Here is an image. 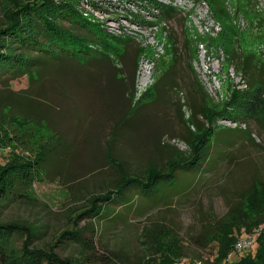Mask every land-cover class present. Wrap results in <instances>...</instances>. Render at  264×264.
Returning <instances> with one entry per match:
<instances>
[{"label":"rangeland","instance_id":"1","mask_svg":"<svg viewBox=\"0 0 264 264\" xmlns=\"http://www.w3.org/2000/svg\"><path fill=\"white\" fill-rule=\"evenodd\" d=\"M25 1L0 0V25L4 14ZM81 7L108 32L127 38L118 41L100 26L90 28L101 40L125 47L124 56L114 55L121 62L107 66L74 64L52 76L61 86L48 89L51 127L64 140H52L55 146L43 174L35 173L31 190L22 180L10 184L0 222L36 232L30 248L84 264H219V250L227 254L221 264H257L264 254V191L258 187L251 203L228 216L253 185L264 183V92L246 91L248 78L232 56L234 50L252 52L264 63V0H219L216 5L211 0H146L134 6L127 0H82ZM203 101L204 114L195 118L204 130L200 133L191 108H202ZM225 111L249 117L236 123ZM237 127L251 137L238 129L222 130ZM210 129H221L212 141V161L218 163L214 174L208 177L198 166L174 186L159 185L151 196L132 188L105 208L103 221L77 220V230H88L83 239L92 241L95 250L73 240L57 243L96 195L120 181L110 152L129 175L140 176L150 163L164 167L173 156L192 157L198 143L186 138L198 142ZM16 148L7 145L0 163L11 156L34 157L33 151ZM190 187L193 194L177 205ZM25 192L32 198L22 197ZM165 225L177 236L164 234L160 226ZM147 227L158 233V254L151 247L154 239L145 237ZM246 237L254 244L237 251ZM210 238L215 242L208 243ZM27 240V231L14 233L7 241L9 252L17 255Z\"/></svg>","mask_w":264,"mask_h":264},{"label":"trees","instance_id":"2","mask_svg":"<svg viewBox=\"0 0 264 264\" xmlns=\"http://www.w3.org/2000/svg\"><path fill=\"white\" fill-rule=\"evenodd\" d=\"M81 2L82 0H26L15 4L12 11L6 15L4 14V23L0 25V129L3 134L0 135V154L5 152L7 145L13 148H24L33 151L35 154L32 159L18 155L11 156L10 161L6 164L0 163V205L11 191L10 184L15 183L16 180H22L24 185L30 188L29 190L32 189V179L35 173L43 174L47 158L55 146L52 140L54 137L55 139L64 140L59 134L61 131L58 132V129L55 130L51 127L53 105L47 96V94L50 95L48 89L51 88V91L54 92V89L57 90L61 86V83L50 80L52 76L59 73V71H69L70 68L68 67H73L74 64L78 68L83 64L107 66L110 63H117L115 62L117 60L115 56L118 58L124 56L122 50L125 47L101 40L90 28L92 25L100 26L107 35L118 41L128 42L127 38L108 32V29L103 27L102 22L84 12ZM127 2L134 6L145 3L146 0H127ZM218 2L219 0H211V3L215 5ZM89 3L98 6L95 1ZM169 10L167 9V12ZM220 11L225 12V10ZM169 13L171 12L169 11ZM217 14L221 16L220 12H217ZM232 57L238 66V70L243 73L244 78H248V81H246L248 90L246 91L258 90L263 93L264 63L262 60L252 52L245 53L237 50L233 51ZM118 60L121 62V59ZM137 64L138 62L135 61L134 77ZM157 87L155 85V89ZM195 91L198 93L197 88ZM134 97L135 93L131 96V104ZM59 101L63 105L61 94ZM191 109L193 110L192 119L194 120L192 121L195 122L196 115L204 114V101L202 102V108L193 107ZM224 115L236 120V123H240V120L249 117L226 111ZM260 120L259 118L258 121ZM195 123L197 131L204 132L201 124L199 122ZM225 129L242 130L247 133L246 137H251L250 132L242 128H222V130ZM220 130L210 129L201 140L194 143V137L186 138L191 145L198 143L192 157L183 158L181 157L182 154L179 157L173 156L167 160L164 167L150 163L140 176L129 175L120 163L118 165L116 158L112 157L110 152L109 157L112 163L120 170V181L112 187L113 189L96 195L90 201V208L77 215L75 228L72 231L63 232L57 243L59 244L62 240H73L80 246H88L90 250H95L96 247L92 241H88L86 238L83 239L88 230H77V220L88 218L94 221L95 225L96 221H103L105 208L123 197L132 188L137 189V195L140 193L143 196H151L159 185H164V183L167 186L173 185L178 181L180 183L183 180L179 176L184 174L188 177L190 172L195 171L198 166L205 170L204 173H207L208 177L209 174H214L218 163L214 165L212 161V141L219 137ZM43 131L48 134L46 138L40 135V132ZM191 187H194V185ZM191 187L188 189L189 191L187 190L188 193L185 192L186 197L182 196L178 199L177 205L193 194L194 188L191 189ZM258 187L264 191L263 182L253 185L247 191L248 193L243 195L245 198L243 197L241 202H238L235 205L236 207L230 211L228 217L243 210L245 202L246 206L251 203L258 194ZM29 193L25 192L21 195L30 199L32 197ZM161 208H170V206L164 205ZM160 227L164 234L172 233L173 238L177 236L171 227ZM147 228L145 237L146 239L148 237L154 239L151 247L158 254L159 247L162 246L159 240L156 239L158 233L150 227ZM22 231H27L28 240L23 244L22 250L17 255L11 254L7 248V241L14 233ZM35 233L26 225L0 222V264H84L75 257L65 258L53 251L47 252L30 248V243L37 236ZM210 241L215 242L212 238L207 240L208 243ZM226 256L227 254H222L219 250L218 263L221 264ZM88 259L89 257L86 258V260ZM257 264H264V254H260Z\"/></svg>","mask_w":264,"mask_h":264},{"label":"built area","instance_id":"3","mask_svg":"<svg viewBox=\"0 0 264 264\" xmlns=\"http://www.w3.org/2000/svg\"><path fill=\"white\" fill-rule=\"evenodd\" d=\"M253 238L252 237H246L242 240H239L237 244V251H246L247 249L251 248L253 245Z\"/></svg>","mask_w":264,"mask_h":264}]
</instances>
